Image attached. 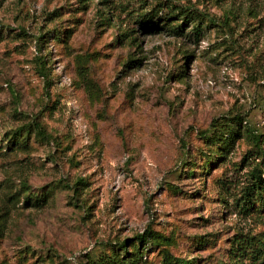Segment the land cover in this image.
Instances as JSON below:
<instances>
[{
	"label": "rangeland",
	"instance_id": "1",
	"mask_svg": "<svg viewBox=\"0 0 264 264\" xmlns=\"http://www.w3.org/2000/svg\"><path fill=\"white\" fill-rule=\"evenodd\" d=\"M167 3L211 29L143 28ZM224 118L238 133L210 159ZM34 120L50 140L15 145ZM247 130L264 137V0H0V264H89L147 229L136 264L233 263L264 241Z\"/></svg>",
	"mask_w": 264,
	"mask_h": 264
},
{
	"label": "trees",
	"instance_id": "2",
	"mask_svg": "<svg viewBox=\"0 0 264 264\" xmlns=\"http://www.w3.org/2000/svg\"><path fill=\"white\" fill-rule=\"evenodd\" d=\"M165 9L163 10L162 4L157 5L151 11H149L142 21L143 28H151V31L154 33L160 32H169L174 35H180L183 33V27L187 24H192V33L195 36H200L203 34L202 25H206L205 28L208 30L211 29L213 22L207 19L205 16L198 12H193L189 9H178L175 6L170 5L169 3L165 4ZM173 21V22H171ZM179 21L182 22L178 23ZM204 25V26H205ZM43 63L44 61L41 60ZM47 68L46 66L42 67L43 76L47 77ZM213 120L210 124V128L212 130V137L210 143H217V151L215 155H211V158L223 157L226 153L229 152V145L232 142V135H237L238 130L234 128L228 121L230 120ZM233 122H235L238 126L241 125L243 119L241 116H235L231 118ZM31 134L35 135V138L40 139L42 141H49L50 137L44 130L43 126L37 122L32 121L30 124L22 126L13 132L12 139L15 142V145L20 146L24 143V139L30 137ZM206 135V132L204 133ZM247 134L253 144L260 149L258 155H264V137L256 136L247 130ZM209 139V138H208ZM224 151L226 153H224ZM224 154V155H223ZM208 159L206 164L209 163ZM262 171H259L257 168L252 170L251 176L254 179L252 187L245 194L242 209L245 212H249L253 209L250 205H255V203H260L264 205V181L262 179ZM80 184H83L80 183ZM70 190L76 194V186L68 187ZM48 195H45L43 198H38L36 203H30V198H26V205L29 206H39L43 205L47 202ZM42 203V204H41ZM260 211V210H257ZM160 237L153 232L152 230L147 229L145 233L141 235H137L133 240H125L121 243H117L115 247L112 249V254L107 256L106 254L100 256L96 260H90L89 264H136L138 259L142 254V249H145V246H151L154 244H159ZM144 247V248H143ZM232 262L231 264H244L243 260L250 261L249 264H258L261 259L264 258V241L254 242L252 239L251 242H236L235 246L231 252ZM163 264H194L193 262H185L179 258H174L169 253H165L163 256Z\"/></svg>",
	"mask_w": 264,
	"mask_h": 264
}]
</instances>
